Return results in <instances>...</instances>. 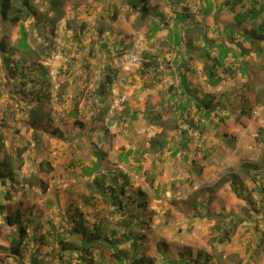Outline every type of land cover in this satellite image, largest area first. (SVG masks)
<instances>
[{"label":"crops","instance_id":"crops-1","mask_svg":"<svg viewBox=\"0 0 264 264\" xmlns=\"http://www.w3.org/2000/svg\"><path fill=\"white\" fill-rule=\"evenodd\" d=\"M203 1L199 2L200 6L194 12L200 8L204 10L206 3ZM210 2L214 5L211 12L206 16L198 15L196 18L197 25L201 23L206 27L205 32L208 39H216L217 44L224 43L225 39V47L229 50L225 66L218 72L221 78L219 87L228 83L234 76L251 85L244 87L240 94L242 100H247L249 108L245 106L241 110H236L238 113L245 114L239 123L240 127L236 125L237 135L243 137V127L248 128L251 123L247 122L248 113L246 111L256 107L260 109L256 98L259 97L258 93L261 94L264 90V40L259 44H252L247 36V32L253 34L259 28L263 30L264 35V0H210ZM186 33L188 35L191 32L187 31ZM219 36H221V40ZM190 41L192 45L194 40L190 38ZM212 55L216 56L218 52L212 51ZM224 68L230 69V71L226 72ZM254 86L256 88H253ZM248 88L252 91L251 94L248 93ZM224 93L221 92L220 95H224ZM229 122L234 121L229 120L226 124L221 125H227ZM261 125H259V129ZM127 126V123L124 124V127ZM261 127L264 128V125ZM112 129L114 130L111 133L122 134L123 131H128L119 127L118 120ZM131 129L137 130L135 126ZM131 129L130 131H132ZM140 132L138 137L143 135ZM71 139L72 151L76 152L73 155L70 154L67 157L68 160L61 161L56 153H53L52 141L49 144L45 142L47 148H45L46 144L40 146V151H42L39 156L40 160L33 162L34 157H25V164L20 171L23 172L20 177L22 178L21 183L13 184L17 175L13 174V177L7 176L6 179H8L9 186H15L14 189L8 190V186H0V264H18L19 260L24 264H61L63 259L67 261L66 253L59 252L60 246L57 241L55 242L57 236L62 233L64 237L65 231L67 232L75 226L72 219L77 212L91 214V216H86L87 222L91 217V228L94 227V224L99 225L100 222L96 221L95 215L102 211L108 212L107 208L110 204H105V200L97 192L98 189L94 182L106 176L104 178L105 187L110 188L113 178L123 183L124 175L129 176V184L125 185V190L128 191L124 192L125 195H121L123 200L132 194L144 195V198H139V203L142 204L141 225H143L145 238L140 240L139 244L141 248L144 245L143 242H147L148 252L139 254L140 258L150 259L151 264H264V164L262 166L260 164L263 154L248 162L254 165L249 174L240 173L241 167L239 166L233 173L224 174L223 177L218 178L215 183L220 181V187L216 191L209 189L215 186L214 183V185L201 186L198 184L197 187L194 186L195 182L202 183L203 180L201 177L199 179V176H190L187 173L188 183L185 186H188V190H183L186 192L183 197L185 198L186 195L189 201L187 204L181 203V207L184 206V208L178 211L179 214L171 213L172 216L168 218L164 212L168 203L171 202L168 199L171 198V195L178 198L180 192L170 193V190L163 192V189L158 187L160 184L157 176L160 168L158 167L160 166L158 158L150 162L154 172L147 175L148 165L146 163L149 161H147L149 159L147 155L142 159L141 157L131 158L128 163L120 161L119 155L115 159L104 154L103 158L98 160L95 158L93 150L84 144L80 146L78 140L81 138L67 137L65 142H69ZM240 143L243 147L247 146L244 142ZM243 147H240V144L235 146L239 151ZM177 161L180 160L177 159ZM139 168L142 170L137 172L136 170ZM85 171H87V175ZM89 172L92 174L88 175ZM147 176L152 177L151 187L154 185L153 189L147 185ZM176 180L180 184L182 178L176 177ZM32 181L35 182L34 185H30L29 182ZM42 182L44 188L41 186ZM132 182L137 192L129 189ZM190 185L193 186L190 188ZM233 185L236 187V191L233 189ZM201 189H207L205 197V194L198 195ZM110 195L109 193L108 196ZM89 198L92 199L91 205L85 203ZM145 206L146 210H144ZM174 207V205H169L167 210L172 211ZM18 211L22 214L21 224L27 230L24 239L19 236L16 226H11L9 222L16 219L15 215ZM213 214L224 216V221L218 220L219 224L225 222L230 224L227 225V228L233 226V231L228 237H223L221 242L216 241L215 238V242L211 243L214 235H210L209 230L214 228L217 222L216 218H211ZM172 218L182 221L181 226L176 224L177 231L181 228H189L191 235L182 239L178 237L181 233L175 231L172 233L171 239L163 238L161 229L165 230L171 226L170 219ZM54 219L59 221L53 223ZM109 219L113 220L112 217ZM173 223L175 224V221ZM133 226L135 227L136 224ZM9 233H12L10 237ZM152 233L157 237L154 238L153 244L149 242L153 239L150 237ZM215 235L217 237V233ZM37 236H41L40 243H34ZM65 237L69 241L68 235ZM121 237H123V233L120 235V239ZM200 237H204V239L201 240ZM19 240L20 250L16 251L15 244ZM133 245L134 241L129 239L119 247L131 251ZM9 250L13 251L9 254ZM21 250L25 254L22 259H20V255L18 258L16 257V253ZM109 250L108 259L112 264H115L112 262V249L109 248ZM98 257L101 258L99 255ZM106 259L107 256L103 260L109 263V260Z\"/></svg>","mask_w":264,"mask_h":264},{"label":"rangeland","instance_id":"rangeland-1","mask_svg":"<svg viewBox=\"0 0 264 264\" xmlns=\"http://www.w3.org/2000/svg\"><path fill=\"white\" fill-rule=\"evenodd\" d=\"M62 3L59 5V9L62 13L55 15L54 13L49 16H43V22L40 25V31L38 36V42H43L44 47H50L51 53L44 58L43 64L51 69L52 74V80L54 84L57 86L58 89L61 84V90L62 92H66L68 94L67 99H60L58 92L57 97L53 96L52 99L50 98L46 105H44V108L46 109V112L48 113L49 110H52V113H50V116L53 120V125L48 127L51 128L50 132L46 133L42 130H39V135L41 136V139L43 140L42 144L45 145L46 143L49 144L50 141H52L51 145L54 149L53 153H56V156L61 159V161L67 159L70 154H75L76 151H72V139L71 141H66L64 139L68 138H81V140H78L80 142V146L86 145L91 150H95L96 148L99 149L98 152L100 153V150L104 154L110 156L111 158L117 157V155L120 154L122 151H127L129 149H137L139 146H142V149H146L148 146V142L150 138L154 137L156 133H159L161 129L157 127L156 129L153 127H150L148 122L144 119L143 114L146 110H154L156 112H160L163 115V120L170 121L173 119V112L175 111L176 107L173 105V102L170 100L175 90L180 85V78H179V56H178V49L169 45L168 36L171 33V31L174 30L176 23V19L181 16H187L186 23L181 24L179 27V33L182 34L183 43H186L187 41H190V38L194 40L192 42V46L195 49L194 54L188 55L185 59L189 63V71H188V83L190 87L194 89L199 90V97L201 98L204 96L205 93H212V94H219L221 92H225L228 94V98L224 100V104L229 105L230 110L239 109L241 110L242 107H247V100H242L241 93L243 91V88L249 85V82L245 83L239 79H236V76L234 78L230 79L228 83H224L219 88H213L208 86L207 81L205 79V75L203 73V67L205 65V62L199 57L197 51L198 48L203 47V44L201 43V37L200 33L203 27L199 26L197 28V18L198 15H204L202 12L203 10L200 8L196 12V10L199 6L202 0H148V5L150 7V13L147 16L146 19L143 21L140 19V15L142 13L138 12L135 13L133 10L129 7L131 4V0H60ZM202 3V2H201ZM15 8H19V4L17 3V0H14ZM207 4V3H206ZM22 7V6H21ZM35 7L39 8V11L42 12V4L40 0L35 1ZM206 9H209L207 6ZM117 13V19L113 20L111 19L112 13ZM209 14V13H208ZM205 14V15H208ZM154 19V20H153ZM153 20V21H152ZM33 18H29L26 21H23L25 26L29 29L33 27ZM88 24V33L87 37L84 38L85 43L90 44L92 40H94L95 46L100 41L98 39L99 36H95V33L97 32H105L108 33L109 29L114 30V34H121L122 37L126 40L129 48H126L123 51L122 59L115 61V66H123V71L125 76L128 77V81L124 83V85H114V93L113 96L109 98L108 105L112 104L114 112L116 114L111 115L110 113H107L104 111L106 106L103 103H100L101 101L98 99H93L91 96L87 94V87L86 83L89 84L91 82V76L89 77L90 80L86 79V76L80 77L78 79V83L80 82V85H75V79L79 76L78 71L74 70L73 66H70V59L73 57V52L75 50V46L77 44V40L75 39V30L76 28L82 23ZM152 22H156L161 25L162 31L158 32L157 35L151 36L149 32V28L152 25ZM200 23H198L199 25ZM12 28L11 34L15 33V30L17 27H8L7 29ZM54 28V29H53ZM196 28V29H195ZM206 28V27H205ZM195 29V30H194ZM6 30V29H5ZM54 30V32H53ZM187 31H190L191 33L187 35ZM54 33V35L52 34ZM95 32V33H94ZM184 33V34H183ZM186 33V34H185ZM3 34V32H2ZM52 35V36H51ZM64 40V41H63ZM191 43V41H190ZM63 48H66L67 50L71 51V54L69 56V51L65 52ZM231 49V48H230ZM202 51V50H201ZM200 51V52H201ZM264 53V52H263ZM95 55L92 54L90 57L92 58L91 63L94 64L93 71H96V64L97 60H95ZM119 54H114V56H117ZM93 56V57H92ZM148 56V62H151L152 58H156L159 63V68L155 70H147L148 66L144 59ZM166 60V63L163 62V60ZM114 62L111 61V63ZM181 67V66H180ZM245 69V66L243 67V70ZM63 71V73L61 72ZM95 74V73H94ZM93 74V76H94ZM121 76V74H120ZM3 77L2 74H0V79ZM86 90L78 95L75 96L76 92L81 90L82 88ZM90 89V85L88 86ZM253 88H256L254 86ZM264 88V86H263ZM248 93L251 94L252 91L248 88ZM10 88H2L0 85V117L2 114L5 113V110L8 108L9 104H14L12 94L10 93ZM57 93V92H56ZM259 94V97H257V104L259 105L260 109L257 107L255 109H247L248 110V121L250 123V127L244 128L243 127V137L241 135H237L236 131V125L239 126V123L236 124L235 122H229L227 125L228 128H225L223 125L220 124L219 129L216 131H205L203 133V137L201 140H199V132L192 131L191 136L193 137L192 141L190 142V148L192 150L195 149L198 143H203V149H209L210 147H215V151L212 153V156L210 158L203 159L202 154H198L197 157L193 160V153H191V150L189 152L190 160L196 161L197 164L203 165V174L201 176V179L203 180L202 183L195 182L194 186L200 184L201 186L204 185H214V187L209 188L210 191L214 190L216 191L220 187V181L219 183L215 181H218V178L223 177L224 174H231L233 173L239 166L240 173L246 175L249 174L250 170L242 169L243 164H249V161L254 160L256 157L261 156L262 157V163L261 166L264 164V145L259 141H257V138L259 136V131L261 129H264L261 127L264 125V90ZM77 98L78 105L76 106V109L72 107V99ZM125 101V104L130 108L133 114L137 115V119L133 123H129L127 127H124V124L127 122L121 121V114L124 112V105L121 104V100ZM63 101V102H62ZM26 104V103H25ZM96 104V105H95ZM261 105V106H260ZM75 107V106H74ZM17 108L15 107V110ZM78 110V118H71L67 117L65 114L66 112H69L71 110ZM99 109H102L100 111ZM60 112V116H59ZM124 114V113H123ZM240 114V113H239ZM43 116V113L41 114ZM123 116L124 120H127L128 117ZM19 121L18 124L14 122H10L9 124L12 126V129H18L19 134L16 135V139H13V136H7L6 134H1L4 137L5 142V148L6 151L11 155L12 161V167H13V174L16 175V184L21 183L20 181L22 178H20L23 174L21 173V168H18L15 157L16 155L11 151L12 147L15 146L17 149L24 150L25 147L28 149L24 153V157L31 156V158L34 157V161L36 162L39 159L40 153L42 151H38L35 147L36 141L32 137V131H30V126L26 125L27 122L32 120L31 115H29L28 111L18 113L16 116ZM118 120L119 127L122 128V130H128L123 131L122 134L112 132L114 129H112V126L110 127V138L109 141H106L107 136L104 135L105 142L100 143L96 139L97 131L92 130L94 128V125L99 126L100 122L102 124H105L108 122V120ZM46 121V118L44 119ZM20 122V123H19ZM26 122V123H25ZM262 124V125H261ZM259 125L260 129H259ZM135 126L137 130H139L140 134H143L142 137H136L135 141H133L131 138V131L130 129ZM240 127V126H239ZM124 128V129H123ZM54 132H51V131ZM132 130V129H131ZM240 131H242L241 128H239ZM91 131V132H90ZM89 132L91 133V141L88 140V137H86ZM2 133V132H1ZM63 133L66 136L59 137L60 134ZM241 134V132H239ZM228 134L227 141L222 142V135ZM62 135V134H61ZM127 138V139H126ZM130 138V139H129ZM256 138V140H254ZM14 140V141H13ZM254 141V142H252ZM46 142V143H45ZM93 142L96 143V148L93 146ZM237 142V143H236ZM244 142V146L240 143ZM246 142V143H245ZM14 143V144H13ZM47 144L46 147L47 148ZM240 144V147H243L240 151L239 149L235 148V146ZM3 150V149H2ZM45 150V149H44ZM16 153V152H15ZM1 160H4V154L0 153ZM15 156V157H14ZM134 154L131 155L133 157ZM147 165H148V172L147 175L150 174V172H154L152 163V160L157 159L159 160L158 163H160V168L158 171V181L159 185L158 187L160 189H163L164 191H169L170 193L174 192H180L178 198L174 195H171V198L168 200H171L170 203L166 206V210L164 211L166 213V217H171L172 214H179V210L183 209L184 206L181 207V203L187 204L189 199L188 197L185 198L183 190L187 191L188 186H185V183H180L176 180V177L182 178V181L185 180L187 177L188 171L191 170V163L190 165L187 164V162H183L182 156H178L180 161H177L176 158H173L171 156V152L169 149H166L164 153L156 156V155H150L147 154ZM98 157V155H97ZM130 157V158H131ZM98 160H101L102 158L98 157ZM116 159V158H115ZM176 159V160H175ZM114 160V159H113ZM161 161V162H160ZM244 162V163H243ZM247 162V163H246ZM189 168H188V167ZM191 166V167H190ZM130 169V168H128ZM3 171L6 172L5 167L3 168ZM134 171V170H133ZM17 172V173H14ZM135 174V172H133ZM181 173V174H180ZM258 173V172H257ZM156 174V173H154ZM201 175V170L198 174V176ZM186 176V177H185ZM148 177V176H147ZM152 177H148L146 182L150 189L154 188L152 186ZM200 179V177H198ZM215 178V180H213ZM233 178V177H232ZM175 179V180H174ZM8 181V179H6ZM25 181V180H23ZM30 185H34L35 182H29ZM214 183V184H213ZM25 184V182H24ZM192 184V182H191ZM0 186H2L0 182ZM9 189H14L15 186H9L7 184ZM193 185H190V188ZM3 187V186H2ZM21 188V187H19ZM125 188V186H123ZM131 188V189H130ZM129 189L135 190L134 192H137V190L134 188V184L132 182V185L129 186ZM233 189L235 190L236 187L233 185ZM207 189H201L198 195H204V197L207 195L206 193ZM128 191V190H125ZM154 194V193H153ZM196 195V198H198ZM12 197V194H10ZM194 198V197H191ZM195 199V198H194ZM155 202V200H153ZM169 205H174V209L172 211L167 210V207ZM146 206L144 210H146ZM12 210V209H11ZM14 210V209H13ZM149 212V211H148ZM172 213V214H171ZM89 216H91L90 213H87ZM91 221V217L88 219ZM171 220V226L168 228H165V230L161 229L163 233V238L168 237L169 239L172 238V233H175L177 231L176 224H179L181 226V219L178 221V218H172ZM59 220L54 219L53 223H57ZM175 221V224L173 223ZM89 223V222H87ZM23 226V224H21ZM17 228V227H16ZM18 229V228H17ZM185 230L184 232H181ZM178 233H181L178 235V237H181L182 239H185L186 236L191 235V230L189 228H181L177 231ZM13 233V232H12ZM12 233H9L12 235ZM19 236H21L20 231L18 230ZM210 235H214V238H212V242H215L214 239L216 237V232L214 231V228H210L209 230ZM67 235H70V233L67 232ZM40 237L37 236V239L34 241V243H40ZM150 237L153 238L151 241L152 244L155 242L154 238L156 237L154 233L152 235L150 234ZM157 238V237H156ZM52 239V237H51ZM129 239H132L135 241L133 237H130ZM147 239V237H146ZM159 239V238H158ZM180 239V238H177ZM199 239L203 240L204 237H200ZM55 240V239H54ZM72 242H76L75 238H72ZM77 243V242H76ZM20 240L16 242L15 247L16 251L20 250L19 248ZM144 245H142L141 248L137 251L139 254L148 252L147 250V242H143ZM36 247V245H35ZM38 249L40 247H37ZM152 248V246H151ZM13 250H9V254ZM60 252V250H59ZM97 252V251H96ZM108 252L110 250H104L101 252L102 258L104 259L107 256L106 260H109L108 262L110 264L111 260L108 259ZM54 253V252H52ZM68 256L69 253L65 252ZM16 257L18 258V255H20V259L24 257L25 254H23V251L16 253ZM100 254V253H98ZM133 253L128 252L127 255H130ZM138 254V255H139ZM72 255V254H71ZM98 256V255H97ZM2 258V257H1ZM73 263L77 264L78 261L77 258H73ZM99 259V258H98ZM108 263V264H109ZM18 264H24V262L21 263V260H19ZM101 264V263H100ZM127 264H130L127 262Z\"/></svg>","mask_w":264,"mask_h":264},{"label":"trees","instance_id":"trees-1","mask_svg":"<svg viewBox=\"0 0 264 264\" xmlns=\"http://www.w3.org/2000/svg\"><path fill=\"white\" fill-rule=\"evenodd\" d=\"M35 1L37 0H17L20 7L15 8L14 0H0V74L3 75L0 79V85L2 88H10V93H13L12 97L14 102V104L8 105L5 113L0 117V153H3L5 157L4 160H1L0 155V182L2 186L5 187H7L6 177H13L14 169L12 167L13 160H11V155L6 149L4 150L5 142L4 137L1 134L13 136V139L15 140L16 135L19 134V130L12 129V126L9 123L14 122L18 124L19 120L16 119L17 114L28 111L32 120L25 123L30 126L32 137L36 141L35 147L40 151V146L42 145L43 140L39 135V130L48 133L51 129L48 127L53 125V120L50 116L52 110H49L47 113L44 105H46V102L50 98L52 99L53 96L57 97L59 90H61V84L59 86L60 89H58L52 80L51 69L43 64L42 60L51 53V48L44 47L43 42H38V36H40L38 31H40L39 27L43 22V16L46 17L53 13L55 15L62 13L59 9V5H61L62 2L60 0H40L43 6V11L40 12L39 8L35 7ZM203 2L207 3L206 6L209 8H204L202 11L205 15L211 12L214 5L210 0H204ZM130 4L129 7L133 12L138 13L141 11L140 13H142V15L139 17L142 21L147 18L151 10L148 5V0H131ZM186 17L187 16H181L176 19V23L174 24L175 28L168 36L169 45L178 49L179 64L181 66H179L178 69L180 85L170 99L176 107L173 112V119L169 123L168 121L163 120L162 113L154 110H146L143 114L144 119L148 122L150 127L155 129L159 127L161 131L156 133L154 137L150 138L146 149H142V146H139V148L135 150L129 149L127 152L122 151L119 154V160L123 163H128L131 158L141 157L142 159L147 154L160 155L164 153L166 149H169L173 158H179L178 156L183 155V162H187L188 165L191 163V170L188 171L190 176H198L201 170V175L199 176L201 177L204 166L197 164V162L193 160L198 154H202L203 159L210 158L215 151V147L203 149V143L200 142L195 149L192 150L190 148V142L193 139L191 132H199V140H201L205 131H216L220 127V124H226L229 120L241 123L245 114H239L236 112L237 109L230 110L229 105L223 103L224 100L228 98V94L226 93H224V95H220V93L216 95L205 93L204 96L200 98L198 96L200 94L199 90H193L190 87L188 83L189 63L185 58L189 54H194L193 52H195V49L190 41H187V38L186 43L184 44L182 34L179 33L180 25L183 23L185 24L187 21ZM29 18H33V27L28 29L23 21H26ZM111 19L116 20L117 13L114 14L113 12ZM199 26L203 27L202 30ZM8 27H17L15 33L11 34L13 30L12 28L7 29ZM198 27L201 30L200 37L203 47L198 48L197 51L202 50L201 52H198V55L205 62L203 73L208 86L218 88L221 82L218 72L225 66V61L229 56V50L225 47V39L223 40L224 43L217 44L216 39L210 40L207 38L204 25H201L200 23L197 25V28ZM87 29L88 24L84 22L76 28L74 36L77 40V44L73 52V57L69 60V64L79 73V76L75 79V85H80V82L78 83L77 81L80 77L86 76V79L90 80L89 77L91 76V82H89V84L85 82L87 94L93 99L100 100V103H106L105 105H108L107 101H109V98L112 97L114 93V85H124V83L128 81L129 76L122 74L124 73L122 72L123 66L120 65L116 67L114 63L115 61L118 62V60L122 59L123 51L126 48H129V46L122 35L114 34V30L112 29H109L107 34L105 32H94L95 36H99L98 39L100 43L98 42L95 46L96 42L92 40L90 44H87L84 41V38L89 35ZM160 31H162L161 25L152 22V25L149 28L151 36L157 35ZM53 32L52 34L54 35ZM254 32L256 34H249V32H247L248 39L252 44H259L264 40L263 30L259 28ZM219 37L221 40V36ZM63 50L65 52L69 51L66 48H63ZM212 51H217L218 55L213 56ZM69 52L70 56L71 51ZM94 53L95 55L93 56L95 57V60H97V62H95L97 64L96 71L92 72L94 64L91 63L92 58L90 55ZM114 54L119 55L114 56ZM113 60L114 62L111 63ZM144 61L148 66V71H153L159 68V63L156 58H152L151 62H148V56H146ZM163 62L166 63V60L164 59ZM225 71H230V69H225ZM61 72L63 73L62 70ZM89 85L91 87L90 89L88 88ZM86 87L85 89L82 88L80 91L78 90L75 96L77 97L81 93L83 94ZM59 98L62 100L67 99L68 94L61 90ZM72 101V107L76 109V106L78 105L77 98H73ZM121 104L124 105V112L121 114V121H125L130 125L129 123H133L137 119V115L132 113L130 108L125 104L124 99L121 100ZM15 107L17 108L16 110ZM75 109L66 112L65 115L71 118H78V110ZM112 109L113 105L109 104L104 111L114 115L115 113H112L114 112ZM99 110L102 111V109ZM246 112L248 113V110ZM42 113L43 116H41ZM124 115H126L125 117L129 116L127 120L123 119ZM45 118L46 121H44ZM116 121L112 119L108 120L105 124L100 122L99 126H96V124L94 125L92 130L97 131V143L98 141L100 143L105 142L104 135L107 136L106 141H109V129ZM51 132L54 131L52 130ZM90 132L86 136L88 137V140L92 137ZM61 134L59 137L66 136L63 133ZM138 134L139 132H137V130L132 129L131 138H133V141L138 137ZM227 139L228 134H223L221 141L224 142L227 141ZM257 141H260L264 145V129L259 131ZM93 146L96 148V143L93 142ZM27 150L26 147L24 150L17 149L15 146L12 147L11 151L16 155V157H14L18 168H22L25 164L26 159L24 153ZM98 150L99 149L96 148L93 151L95 158H103L104 153L101 150L99 153ZM190 150L194 156L193 160H190L188 152ZM132 154H134L133 157H131ZM253 166L254 165L252 164H243L242 169L248 171L253 169ZM4 167L6 172L3 171ZM140 169L141 168L136 171L139 172ZM86 172L87 171H85V174ZM91 174L92 172H89L88 175ZM105 177L95 180L94 183L98 189L97 192L105 200V204H110L108 208L106 207L109 209L108 212L104 211V213L102 211L95 215L96 221L98 220L100 224H94V227L92 228L89 220V223H87L86 216H89L88 214L75 213L74 219H72L75 226L67 231L70 233V235H68L69 241L65 237L67 235L66 231L64 237L61 233L55 240L60 246V251L69 253L67 261L63 259L61 264H73V258H77V264H108L105 260L101 259V252L108 250L109 248L112 249L111 257L112 262L115 264H127V262L130 264H151L150 259H146L145 257L140 258L138 255L139 253L137 252L140 248V240L145 238L143 225H141L142 204L140 205L139 203V198H144V195L132 194L127 199L123 200V196L121 195H125L124 192L126 188H123V186L129 184V176H123V183L116 178H113L110 188L105 187ZM186 179L187 177L184 181H179H181V184H187L188 180ZM14 183H16V181L13 182V184ZM43 185L42 182L41 186ZM109 193L111 194V197L108 196ZM91 201L92 199L89 198L85 203L91 205ZM15 217V220L9 221L10 225L16 226L20 231L21 239H24L27 235V230L26 227L21 225L22 214H20V211L16 213ZM111 217L113 220L109 219ZM223 217L222 214L211 215V218H216L217 220L214 231L217 233L216 241L218 242H221L223 237H228L233 231V226L227 228V225H230L229 223L227 224L224 222L223 224H219L218 220L224 221ZM133 224H136V226L134 227ZM122 233L123 237L120 239ZM130 237L135 239L132 250L126 251L120 249L119 245L129 240ZM72 238H75L77 243L72 242ZM108 245L109 247H107ZM128 252L133 254L127 255Z\"/></svg>","mask_w":264,"mask_h":264}]
</instances>
